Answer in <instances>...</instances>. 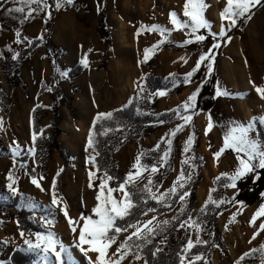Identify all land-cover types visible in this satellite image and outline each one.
<instances>
[{"label": "rangeland", "instance_id": "374dc122", "mask_svg": "<svg viewBox=\"0 0 264 264\" xmlns=\"http://www.w3.org/2000/svg\"><path fill=\"white\" fill-rule=\"evenodd\" d=\"M0 3V48L10 45L16 52H21L30 46L29 41L39 39L41 35L45 34L48 23H52V25L59 23L64 26V24L74 21L75 25L70 30L76 34L75 43L80 44L82 43L80 38L84 39V44H80L81 46L74 45L69 58L62 60L61 69L63 71L69 72L79 64L84 67V71L75 80L74 87L67 80L60 83L66 103L62 106L63 121L60 125L61 135L58 142L69 156L71 167L69 173L63 178L62 195L57 191L58 195L63 198V202L68 205L69 216L82 226L83 221H80L79 217L92 215V209L97 204L95 197L98 195L99 180H94L93 187L89 188L88 172L90 169L93 171L95 169L88 163V158L94 154L93 150L87 148L88 136L97 114L112 112L116 108L127 105L131 96L138 93L137 82L144 83L141 81L142 77L155 74L168 79L172 77L171 74L173 73L184 77L194 68L199 55L211 47L213 40L209 37L203 44H187V47L182 51L166 49L155 54L149 53L148 61L141 63L145 49L158 44L163 39L158 32L142 31V26L150 27L158 24L171 29L170 13L172 11H175L182 20L187 19L183 17L185 0H75L74 5L66 6L60 10L55 8V0H48L51 5L49 9L51 18H48L47 12L33 13L31 18L25 19L23 25L20 24L21 14L9 15L7 13L9 7H18L19 4L12 3L10 0H0ZM206 3L210 7L205 16L213 25V31L218 32L222 23L226 26V22H222L220 19V13L226 6V0H206ZM103 11L107 12L106 23L112 33L110 43H105L99 34V18ZM25 12H27V8ZM81 27L86 30L97 27L101 42L100 50H97L93 45L90 34L80 31ZM16 31L21 32L23 42L15 43ZM61 31L65 32L62 33L64 36L68 30L65 28ZM186 31H173L171 36L179 45L184 44L189 38L194 40V36L185 35ZM138 32L140 33L139 36L137 35ZM79 33H83V37H79ZM197 34L206 35L207 32L201 30ZM228 36L231 37L230 43L226 42L227 38H225V41L221 42V47L214 50L216 58L211 78L206 76V67L202 65L200 69V72H203L202 79L189 84L180 95L161 97L158 110L159 114H163L176 109L201 85L200 90L203 88L206 92L212 93L214 97L213 106L209 110L201 111L195 118L193 117L192 123L184 129L179 138V150L175 158L174 171L169 180L159 189L163 193L170 188L178 178L182 168L186 171L190 170L187 165L182 163L186 158L183 147L196 128L200 135L196 155L204 161L203 179L196 192L197 212L206 203L210 190L215 188L216 177L225 173L231 175L238 165L236 153L230 149L225 150L219 159H216L215 154L223 147L225 126L234 122L246 124L253 116H264V100L259 98L252 87V82L257 86H264V7L257 6L254 8L251 19L240 22L228 33ZM85 57L89 61L88 67L82 63ZM185 59L187 63L184 62ZM3 62L4 58H0V92L4 91L9 94V86L1 71ZM22 78L26 89L18 88L10 99L3 100L5 104L10 106L11 115L7 116L0 107V117L3 118L4 122L3 128L0 129V201L13 198L6 188L8 183L6 177L15 166L11 158L10 146L13 141H18L25 150L32 146V134L34 132L32 114L36 107L40 106L45 110L42 120V136L48 139L53 132L54 116L51 110L50 91H48L52 82V69L46 58L44 47L39 48L36 54L28 59L22 71ZM205 80L207 83H204ZM246 82L250 85L248 90L244 86ZM44 84L48 87L46 91L42 92L41 88ZM217 85L222 90L227 91L229 96L217 98L215 95ZM141 95L143 98H148L147 90ZM99 98L101 102L98 101ZM92 100H96V102L92 103ZM209 114H211L213 123L211 131H207ZM183 123H177L175 126L151 135L141 147L133 142L124 145L114 155L119 171L125 176L130 171H134L133 166L137 156L142 152L146 153L155 149V146L161 143L162 138L171 129ZM261 125L264 130V124ZM187 155L192 156V152ZM23 156L29 158L38 175L37 177L41 176L42 168L35 165L34 157L29 156L27 151L22 152L20 157ZM63 167L64 160L58 151H54L49 161L46 179L41 181L45 191H41L31 184V176L26 174L28 173L26 169H19L16 174L20 178L18 185L20 192L22 195L30 197V201L34 204V207L30 209L37 212L31 217L32 221L44 227L38 222L44 218L41 216V212L44 209H52L53 212L47 215V218L55 221L54 226H52L53 232H56L58 238L66 246H72L74 239L78 238L79 228L77 229V236L74 237L71 227L67 223V218L63 216L62 212L51 206V183L55 179L57 185L56 173ZM261 171L258 170L259 175H261ZM98 175L102 177L103 173H98ZM148 175L149 173L146 172L144 177L138 181L140 186L147 182ZM155 176L156 174H152L153 180ZM255 181L254 176L239 181L237 188L230 189L227 196L229 198L236 197L241 189L252 185ZM258 190L259 199L253 206L241 204L220 216L218 231L227 252L224 253L217 249L211 259L204 257L208 264H238V262L239 264H264V256L259 251L251 254L250 257H246L243 261L240 260V257L245 253H250L251 249H260V246L264 245V232L252 240L254 233L259 229V225L264 222V217H260L255 226L251 224L253 216L259 211L261 205H264V184ZM113 196L117 199L121 198L119 192L113 193ZM189 198L190 196L187 198L188 205ZM179 208L178 202L171 212L164 215L150 213L141 221L146 222L152 219L154 215L157 218L154 224L165 220L171 223L174 217L179 215ZM197 212L191 216L193 220H197ZM233 215L236 217L234 221L231 220ZM17 216L15 210H12L10 215H0V264L8 261L15 249L27 248L24 244V238L19 235V226L16 223ZM44 228L52 231L49 229L51 227ZM131 231L122 233L117 237V244H114L109 250L110 255L112 250ZM177 235L179 239H184L187 235L191 236L193 241L197 239V233L187 224L184 228L178 229ZM157 237L159 236H156L155 240ZM31 238L35 242V237L32 236ZM199 238L206 240L204 231L199 233ZM250 240L251 243H249ZM164 246H166V241L160 240L159 248ZM71 251L74 255L79 253L75 247H71ZM141 255L143 254L141 253ZM193 257L188 253L187 258ZM81 258L85 262L84 264H88L86 258L83 256ZM36 264H40V257ZM123 264H144V261H136L133 256H129L123 261ZM197 264H203V261H199Z\"/></svg>", "mask_w": 264, "mask_h": 264}, {"label": "snow or ice", "instance_id": "6c2138e0", "mask_svg": "<svg viewBox=\"0 0 264 264\" xmlns=\"http://www.w3.org/2000/svg\"><path fill=\"white\" fill-rule=\"evenodd\" d=\"M10 2L19 4V6L9 7L7 13L9 15L14 13L21 14V25L24 24L26 18H31L33 13L39 14L40 12H47L48 18H51V11H49L51 5L48 3V0H10ZM74 2L75 0H55V8L60 10L66 6L74 5ZM33 5H35V7H33ZM257 6L264 7V0H226V6L220 13V19L222 22H226V26L222 23L219 31L216 32L213 31V25L205 16L206 11L210 7V5L206 3V0H185L183 5V17L187 19L182 20L175 11H172L170 13L171 29L158 24L150 27L142 26V31L158 32L163 39H161L158 44L145 49L144 58L141 63H146L148 61L149 53L155 54L161 45L170 42L167 38L171 37L173 31L187 30L185 35L189 37L194 36V40L189 38L184 44L178 46L184 47L187 44L193 43L203 44L209 37L212 38L213 43L207 51L199 55L194 68L184 76L183 80L186 83H192V78L200 71L202 65L206 67V76L211 78L216 58L214 50H218L221 47V42L225 41V38H227L226 42L230 43L231 37L228 36V33L240 22L250 20L252 10ZM26 8L27 12H25ZM13 18L16 17L13 16ZM45 23H47V20H45ZM201 30H206L207 34H197L200 33ZM139 34L138 32L137 35L139 36ZM15 35L17 38L15 43H21V32L16 31ZM39 39L43 40V35H41ZM29 43H32V41H29ZM8 51H12L10 45L8 46ZM19 57L20 53L15 52L11 59L18 60ZM0 58H4L3 53H0ZM184 62L187 63V60L185 59ZM82 63L85 67L89 66L87 57L82 60ZM62 75L66 74L62 73ZM171 75L175 78L176 74L173 73ZM141 81L146 82V77H142ZM172 83L176 86L175 79L172 80ZM204 83H207V80H205ZM137 87V95L143 99L141 94L146 92L144 83L138 81ZM200 87H202V85ZM200 87H197L182 105L171 110V114H174L177 120H182L184 123L178 124L162 138L161 143L166 144V148L163 150L162 154L158 156L156 163L151 165L144 163L143 160L146 154L142 152L135 160L133 166L134 171H130L123 182L118 183L117 187L110 186L114 177L110 175L106 169L103 171L102 177L98 175V173H100V166L97 162L99 153L95 149L94 139L96 123L111 120L113 118V113L107 112L97 114L93 121L92 131L89 133L87 140V148L92 149L94 153L88 158V163L95 169L94 171L90 169L88 172L89 188L93 187L94 180H99L98 195L95 197L97 204L92 209V215H81L79 217V220L83 221L82 226L71 218L69 216L67 203H64L63 198L57 193L56 180L54 179L51 183V206L52 208L58 209L63 213V216L67 218V223L70 225L74 237L77 236V229L79 228L78 238L74 239V244L72 246H66L53 231H47L46 233H27L25 231H20L19 235L21 238H24V244L27 248H21L19 250L36 253L40 257V264H76L71 247H75V249L87 259L88 264H123V261L129 256H133L136 261L143 260L144 264H148V261L141 253L148 244L152 243L157 235L166 230L170 221L165 220L161 223L154 224V221L157 219L154 215L152 219L146 222L140 221L139 219L129 222L127 218L134 215V209L140 210L144 216H148L149 213L157 212L158 209L156 207L141 208V205H148L149 200L155 201L156 204L165 208H172V203L169 201L177 200L180 204V208L179 215L174 217L176 220H179L180 216H183L188 210L187 198L191 195L189 185L193 182V173L196 166L190 163V161L195 159L194 155L188 156L187 154L192 152L195 133L186 140L183 147L186 158L182 163L187 165L192 171H186L182 168L178 178L174 181L172 186L163 193L159 191L162 185L154 182L152 174L159 173L161 168L169 164L173 138H175L177 133L184 129L185 126L192 123V113H194L196 109L197 99L200 95ZM252 87L259 98L264 100V86H257L252 82ZM51 90V88L48 89V91ZM167 94V89L157 90L153 93H148V98L151 100L153 96L164 97ZM215 95L219 98L221 96H229V93L222 90L221 87L217 85ZM133 99H135V97ZM131 103L132 100L129 101V104ZM117 111L120 110L118 109ZM137 111H139V109H137ZM145 114L151 115V113ZM208 121L207 131H211L213 128L211 114L208 115ZM258 122L264 124V116H253L246 124L243 122H234L225 126L226 132L223 137V147L215 154L216 159L218 160L225 150L230 149L236 153V160L238 161V165L231 175L225 173L216 177L217 181H220L222 178L226 181L222 185L225 189H236L238 182L249 176H254L256 180L261 179L258 170H264V139L259 138V133L257 132ZM161 123H164V121H161ZM3 124V118L0 117V129L3 128ZM108 131H111V129H106L104 134L107 135ZM254 133L255 135H253ZM36 140L37 133L33 132L32 146L28 147L26 150L18 141L12 142L10 150L14 163L16 159L21 156L22 152L25 151H27V154L31 157L36 156ZM161 143H158L155 149L150 151L159 152ZM25 168H27V165H20L21 170ZM16 171L14 167L8 173L6 177L8 181L6 188L12 197H21L22 193L18 186L20 178L16 174ZM61 172H63V169H60V171L56 173V176L58 177ZM146 172L149 173L147 182L141 187L138 181L144 177ZM33 173H35V169H32L30 173H26L31 176V184L37 189L45 191L41 181L45 180L46 177L42 175L37 177ZM217 191V188H212L210 190L206 203L199 209L201 215H207L210 205L219 208L225 203L235 202V197H232L230 200L213 199L211 193ZM115 192L121 194L120 199L113 196ZM24 206L32 208L34 204L31 201H27ZM260 217H264V205H261L259 211L253 216L251 224L255 226L257 219ZM235 219L236 217L233 215L231 220L234 221ZM118 221H123V225L118 224ZM38 222L46 228L54 226L55 223L54 220L48 219L47 217ZM185 224L197 233V239L193 241L191 236L188 237L187 243L180 251L179 264H197L199 261H203V264H208V262L204 260L203 253L195 254L191 259L187 258L188 253L192 252L194 248L206 246L208 244V241L199 238V233L204 230L203 221H199V217L197 220H193L192 217L189 216L179 224V227L184 228ZM17 225H19V221H17ZM130 230H132L130 234L112 250L110 255L109 250L112 249L114 244H117V237L122 233H128ZM261 232H264V222L259 225V229L254 233L252 240H255ZM32 236L35 237V242H33ZM251 242L250 240L249 243ZM160 251L161 249L156 248L152 255H156V253ZM258 251L264 256V245H261L260 249H251V252L242 255L240 260L243 261L246 257H250L251 254ZM90 253L95 254V259L90 256Z\"/></svg>", "mask_w": 264, "mask_h": 264}, {"label": "trees", "instance_id": "16d2710c", "mask_svg": "<svg viewBox=\"0 0 264 264\" xmlns=\"http://www.w3.org/2000/svg\"><path fill=\"white\" fill-rule=\"evenodd\" d=\"M99 20V34L101 39L105 43H110L112 40V33L106 23V11L100 13ZM52 36L53 25L52 23H48L46 32L43 35L44 39L33 40L28 48L19 52L20 57L18 60L11 59L12 55L16 52L15 50L12 49V51L9 52L8 47L0 48V53H3L4 57L1 71L4 74L6 82L9 86V94H6L4 91L0 92V107L5 111L7 116L11 115L10 106L5 104L3 100L10 99L11 95L18 88L26 89L24 80L22 78L23 68L27 64L28 59L34 56L39 48L44 47L46 49V58L48 59L52 69V82L49 85L52 90L49 93L52 100L51 110L53 112L54 122L52 126L53 132L50 134L49 138L46 139L42 136V120L44 119L45 110L40 106L34 109L32 114V126L34 132H36L38 136L35 144L36 156L34 157V162L37 167L42 168L41 175L45 177L49 170V161L52 154L54 151H58L60 153L61 158L64 160V167L63 172H61L57 177V191L62 195L63 178L69 173L71 162L69 156L65 150L62 149L60 143L58 142V139L61 135L60 125L63 121L62 106H64L66 103L60 83L63 80H67L69 84L74 87L75 80L82 75L84 67L79 64L69 72L63 71L58 62L59 58L63 55V50L53 42ZM167 39L170 42L161 45L160 48L157 49V53L166 49L182 51L187 47V45L184 47L178 46L179 44L174 41L172 36L168 37ZM21 40L23 42L22 36ZM62 73L66 75H62ZM202 76L203 72L199 71L192 78V83L201 80ZM183 78V76L175 75V78L170 77L165 79L159 75L151 74L146 77V82H144V84L146 86L147 94L153 93L157 90L167 89V96L172 97L182 94L189 84H191L184 82ZM173 79L176 80V86H174L172 83ZM47 87L48 86L44 84L41 88V91H46ZM134 97L135 99H133ZM130 100H132L131 104L128 103L127 105L116 108L112 111L113 118L111 120L100 121L96 123L94 139L95 149L99 153L97 156V162L100 166V173H103V171L106 169L109 174L114 177L113 181L110 183L111 187H117L118 183L123 182L124 178L126 177L125 174L119 171L117 163L114 159V155L118 150H120L129 142H133L137 146L141 147L151 135H154L165 128L175 126L177 123L183 122L182 120H177L174 114H171V111L163 114L158 113L161 97L153 96L151 100H149V98L141 99L137 93H134ZM213 103L214 97L212 93L206 92L205 89L202 88L197 99L195 112L192 113L193 117L195 118L198 116L201 111L209 110L213 106ZM118 109L120 111H117ZM137 109H139V111H137ZM145 113H151V115H147ZM161 121H164V123H161ZM109 128L111 131H108L107 135H105V130ZM184 129L178 132L176 137L173 138L169 164L161 168L160 172L157 173L154 178V182L159 185L163 186L169 180L174 171L175 158L179 150V138L182 135ZM257 131L259 133V138L264 139V130L260 123H257ZM193 133H195V144L192 146V156L194 155L195 159L192 160V164H194L196 167L193 173V182L189 185L191 195L189 198L188 210L183 216L180 217L179 220L174 219L167 226L165 231L157 235L159 236L157 237V240L154 239L151 244H148L144 248L142 254L148 261V264H179L180 251L187 243L189 235H187V237L184 239H179L177 232L180 228L179 224L197 212L196 192L203 179L202 167L204 165L203 159L196 155V149L199 147L200 135L196 128H194ZM165 148L166 144L161 143V149L159 152H146L143 162L149 165L155 164L158 156L162 154ZM14 164V167L17 171L20 169L21 164L27 165V168L25 169L28 173L34 169L28 157H18ZM189 171H192V169ZM33 174L38 176L36 172ZM260 176V180H256L252 185L241 189V191L235 197V202L225 203L219 208L210 205L206 216L201 215L199 211L197 212V218L199 217V221H203V231L208 244L206 246H198L197 248H194L192 252H190L191 256L203 253L205 258L211 259V256L217 249L224 253L227 252L226 246L222 241L218 231L220 216L224 212L241 204L253 206L259 199L260 194L258 189L264 184V170L261 171ZM225 182L226 181L223 178L220 181H216L215 188H217L218 191L212 193L213 199H231L227 196L230 189H225L222 186ZM27 201H30V197L28 195L13 197L11 200L0 201V215H10L11 211L15 210L18 215L16 218V223L19 221V231H25L27 233H46L47 231H50L32 221L31 217L36 215L37 212L24 206ZM170 203H172V208H165L156 204L155 201L149 200L148 205H141V208L156 207L158 211L155 213L164 215L174 210L178 204V201L172 200ZM52 212L53 210L50 208L44 209L41 212V216L45 218ZM133 212L134 215L127 218L129 222L136 219L141 221L145 217L142 215L140 210L134 209ZM117 223L123 225L124 222L118 221ZM160 240L166 241V246L163 248H159ZM156 248L161 249V251L156 253V255H152ZM19 249L21 248L15 249L8 261L4 262L3 264H34L39 260V256L36 253L20 251Z\"/></svg>", "mask_w": 264, "mask_h": 264}, {"label": "crops", "instance_id": "0c3cea01", "mask_svg": "<svg viewBox=\"0 0 264 264\" xmlns=\"http://www.w3.org/2000/svg\"><path fill=\"white\" fill-rule=\"evenodd\" d=\"M75 25V22H68L67 24H64V26H61V24L57 23V24H53V42L62 48L63 50V55L59 58L58 62H59V65L60 67H62V60L64 59H67L69 58L70 54H72L73 52V46L74 45H79L81 46L80 44H84L83 43V38H80V40L82 41V43L80 44H76L75 43V40H76V34L71 31V27H73ZM65 28H67V33L62 36V33H65V32H62V30H64ZM80 31H82L83 33H88L90 34V37H91V40L93 39V45L95 46V48L98 50H100L101 48V42H100V38H99V35H98V31H97V27L95 29H91V30H86V29H83L81 27ZM45 33V32H44ZM83 33H79V37H83ZM91 43V42H90ZM66 61V60H65ZM49 218V217H48ZM53 231V227L49 228ZM56 233V232H55ZM92 253H90L91 255ZM76 264H80L79 260H76Z\"/></svg>", "mask_w": 264, "mask_h": 264}, {"label": "bare ground", "instance_id": "6f19581e", "mask_svg": "<svg viewBox=\"0 0 264 264\" xmlns=\"http://www.w3.org/2000/svg\"><path fill=\"white\" fill-rule=\"evenodd\" d=\"M242 70H243V69H242ZM231 74H232V73H231ZM244 75H245V74H244ZM245 78H246V77H245ZM235 81H236V80H235ZM247 82H248V81H247ZM247 82L244 83V86H245V87L247 88V90H248V88H250V85H249ZM98 85H99V84H98ZM106 97H107V96H106ZM90 101H91V100H90ZM98 101L101 102L100 98L98 99ZM94 102H96V100H94V101L92 100V103H94ZM99 102H98V103H99ZM84 103H85V101H84ZM84 103H83V105H84ZM100 105H101V104H100ZM109 254H110V252H109ZM91 256H92L93 259H95V254H93V255H91ZM81 257H82V254H80V253H77V254L74 255V259H75V260H79V262H80L81 264H84L85 262H83V260H82Z\"/></svg>", "mask_w": 264, "mask_h": 264}, {"label": "built area", "instance_id": "2783aa9c", "mask_svg": "<svg viewBox=\"0 0 264 264\" xmlns=\"http://www.w3.org/2000/svg\"><path fill=\"white\" fill-rule=\"evenodd\" d=\"M36 264V263H35Z\"/></svg>", "mask_w": 264, "mask_h": 264}]
</instances>
